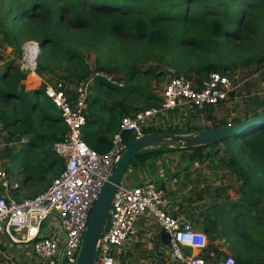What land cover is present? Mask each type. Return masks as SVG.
Segmentation results:
<instances>
[{"label":"trees","instance_id":"trees-1","mask_svg":"<svg viewBox=\"0 0 264 264\" xmlns=\"http://www.w3.org/2000/svg\"><path fill=\"white\" fill-rule=\"evenodd\" d=\"M263 22L264 0H0V42L14 48L19 58L26 42H38L41 49L39 75L49 69L47 62L56 60L72 76L82 80L91 74L85 58L87 53L95 54L98 61L101 54L106 55L109 51L115 55L124 53L133 57L131 62L124 63L126 73L122 86L102 76H94L98 91L106 89L114 93L112 98H108L112 102L109 104L102 101L99 92L86 115L84 139L91 148L101 153L111 146L108 136L120 129L121 120L117 122V116L123 117L137 111H133L132 106L133 100L142 95L140 76L156 77L155 69L143 70L139 62L152 61L163 66L178 67L177 76L192 72L203 78H207L211 72L226 75L235 64L222 62L221 58L225 57L223 49L230 44H240L245 52L254 50L252 44L258 42ZM191 59H195L196 63ZM249 63L242 62L243 65ZM107 67L102 65L98 69L109 70ZM29 77L20 71L17 59L0 74V98L7 106L6 110L0 107V119L10 131L17 127L11 131V136L17 133L31 134L27 143L29 151L34 147L38 151L45 144L43 140L48 139L54 144L62 139L67 127L59 109L45 97L46 84H39L40 80L36 78L28 89L27 82H31ZM146 95V108L160 104L161 99L151 91ZM41 96L48 100L44 107L40 105ZM120 96H123L122 102L119 101ZM259 106L254 98L251 114L246 118L234 119L231 123L249 120L263 113L264 106L261 112ZM225 124L223 122L213 127ZM197 130L201 129L194 131ZM167 132L186 134L193 131L169 129ZM124 137L127 142L134 138L131 133H125ZM22 138L19 137L20 140ZM231 141L240 146L236 158L229 161L231 167H237L233 168L236 175L264 176V126L224 142ZM52 146H49L51 150ZM209 147L150 149L136 155L130 166L146 163L158 151L189 152L192 161L203 162L209 157V153H205ZM42 149L49 148L44 146ZM39 155L38 152L37 157ZM60 162L62 160L49 150L44 157L42 171L44 166L47 173L53 171ZM28 168L32 169L30 164ZM243 184L255 186V183ZM248 193L247 198L251 199L253 194ZM252 200L249 205L261 206V201ZM259 217H254L256 225ZM261 224H264V220ZM212 232V236L217 238L214 229ZM247 252H238L236 264H244L242 262Z\"/></svg>","mask_w":264,"mask_h":264},{"label":"built area","instance_id":"built-area-1","mask_svg":"<svg viewBox=\"0 0 264 264\" xmlns=\"http://www.w3.org/2000/svg\"><path fill=\"white\" fill-rule=\"evenodd\" d=\"M30 49L35 50L33 57ZM22 50L21 58L17 59L20 71L40 80L37 72L40 44L29 41ZM89 82L79 80L74 88L63 80L45 83V97L59 109L67 127L66 135L52 146V152L62 160L64 168L45 192L32 198L15 197L11 189L19 186L10 185V174L0 166V235H6L14 243L28 244L45 264H76L92 208L130 145L125 133H131L136 139L148 131L167 132L174 129L177 116L189 119L207 107L226 104L242 87L220 72H211L197 84L187 76H175L163 89L158 106L122 117L119 131L110 138V148L101 153L84 139ZM2 142L0 150L8 145L27 143V140L22 138L14 144L13 141ZM168 209L166 191L155 183L136 186L122 183L98 242L94 264H117L128 242L135 238L136 224L144 215L153 218L158 227L169 234L168 252L178 264H236L231 256L211 262L198 254L207 247L206 233L187 221L174 218ZM13 230L21 232L23 237H16Z\"/></svg>","mask_w":264,"mask_h":264},{"label":"rangeland","instance_id":"rangeland-1","mask_svg":"<svg viewBox=\"0 0 264 264\" xmlns=\"http://www.w3.org/2000/svg\"><path fill=\"white\" fill-rule=\"evenodd\" d=\"M260 38L258 39V42L253 43L252 47L254 50L245 52L242 50V45L237 44L234 45L230 44L226 46L223 49V53L225 55L224 58H221L222 62H234L235 66L231 67L228 70V76H230L235 83L242 84V87L235 93L230 100L226 104H222L219 106H216L212 108L213 106L205 108L201 113H198L196 115L191 116L189 119L184 118L182 116H177L176 118V125L174 129H181L183 132L186 131H194L195 129H207L209 125H212L215 123L217 125L225 122H232L234 119H242L246 118L251 114V112L254 109V98L257 99V101L262 103L264 101V22L261 25L260 29ZM259 36V35H258ZM1 38V37H0ZM230 46V47H229ZM23 47V46H22ZM22 49V48H21ZM32 50V49H31ZM32 52L35 54V51ZM20 57L19 53L14 50V48L2 45V42H0V74L8 67V65L15 59H18ZM112 59H110V58ZM86 61L90 65L91 74L85 78L88 79L89 82V110L91 103L95 100L96 96L99 94L101 95L102 101L104 103L111 104L112 102L108 100V98H112L114 93L112 91H108L106 89H98L95 87L94 82V76H102L105 79H107L109 82L119 84L122 86L125 80V73H126V67L124 63H129L133 60V57L128 56L127 54L121 53L115 55L114 53H111L110 51L107 52L106 55L101 54L100 60H97V56L95 54H86L85 55ZM213 60L216 61L215 55L212 56ZM193 63H196L195 59L190 60ZM244 61H250L248 65H243L242 62ZM143 70L153 68L156 72V77H147L145 74H142L140 76V88L142 91V95L137 96L132 106L133 111L140 110L141 108H146L148 105L146 104V94L150 91L158 96L159 98L162 95L163 89L165 88L168 81L177 76L176 70L178 67H170V66H163L161 64H158L157 62H145V63H138ZM102 65H107L109 70H103L98 69ZM47 66L49 69H47L45 72L40 73V83L42 84H53L57 82L58 80H63L68 83L70 88H74L76 83L79 81V78L76 76H72L70 72L65 69L63 66H60V64L53 60L52 62H47ZM123 67V68H122ZM145 72V71H144ZM181 75H185L182 73ZM188 75V76H187ZM185 76L190 78L194 83H201L205 78L202 76H198L196 73H189ZM29 81L27 82L28 89L32 87L34 83V79L29 77ZM2 83L0 82V86ZM119 101H123V96L119 97ZM153 102V101H152ZM48 104V100L41 96L40 98V105L46 106ZM0 107L2 109L6 110L7 106L3 103V101L0 98ZM259 108L260 110L263 109L262 105L260 104ZM121 117L119 115L117 116L116 121L120 123ZM7 119H9L8 116H6ZM105 127V126H104ZM212 127V126H211ZM16 128L11 129L16 130ZM52 130V129H51ZM10 129L5 127V123L3 120L0 119V141L7 142V144L11 141H13V144L15 141L20 140L19 137H24L27 140V143L30 141L31 134L21 135L17 133L15 136H11ZM151 131H148L150 133ZM10 136V137H9ZM112 135L108 136V139L111 138ZM14 138V139H13ZM134 140V138H131L130 143ZM45 143L41 149H38V152L40 153L39 157L37 159L32 160L29 158L31 154L28 153L30 150L27 146V143L25 145L21 144L14 145L11 147V145H8L6 148H3L0 150V156L1 157H7V154L10 158V162H7V160L3 159L0 161H4L6 164H9L10 167H16L14 171L18 173L20 169H24V171L29 175V172L34 169V167H39V165L42 163V159L47 154L48 151H51V147L49 143L50 140L45 139L43 140ZM53 144V143H51ZM46 146V148H49L48 150L42 149ZM6 149H11L10 151L6 152ZM240 150L239 143L231 141L230 143H220L216 146H210L205 152L209 153V157L205 159L202 162L199 161H193L196 163L193 167L194 173L196 176H237L236 172L233 171V168L237 167H231L230 159L235 157ZM13 151L16 152V155H12ZM35 151V150H34ZM160 152V151H158ZM154 153L153 156H159L160 153ZM167 152H174V151H167ZM183 152V151H182ZM187 153V152H186ZM189 154V153H187ZM236 154V155H235ZM14 156V157H13ZM246 156V155H245ZM172 162V161H170ZM30 166L33 169H29L28 166ZM172 164H170L171 166ZM164 166V164H163ZM169 166L170 172H172V169ZM64 168L63 162L59 163L52 172V176H58L57 174L60 173ZM165 173L167 171V168L164 166ZM140 174V171L135 173L133 176H138ZM172 175L171 173L169 174ZM45 175L40 174V176L35 179L34 182L36 184H41L43 181H45ZM240 182L246 183V184H254L255 186L245 185L247 187H242V191L244 192L245 199L243 200V203H246L249 206L250 201L252 198H254V201H261V206H258V209H261V212L257 211L255 214H251L252 217L255 216L259 217V221L257 223V226L263 225L261 224L264 220V176H239ZM47 182V181H46ZM49 183V182H48ZM123 185L128 186L129 180L125 179L123 180ZM22 190L24 191V187L22 186ZM248 191L253 194V197L251 199L247 198ZM250 195V194H249ZM27 198V197H25ZM253 201V200H252ZM251 217V218H252ZM263 219V220H262ZM254 225H256L255 221ZM264 226H262V229H257L255 236H257L256 241L257 244L251 246L248 245L245 247V251L247 252L249 256H252L257 262L261 261V264H264ZM44 232H47V229L44 230ZM13 233L15 235H18L16 230H13ZM219 237V236H217ZM220 238V237H219ZM214 236L210 237V244L209 250H212L213 247L217 248V242ZM229 253L235 257V247H238L240 251L244 249V246H227ZM31 250V249H30ZM21 253H18L16 250H8L6 252V257L3 255L0 259V264H31L34 260H28L24 262V260L20 257L21 255H18ZM251 258V257H250ZM261 259V260H260ZM36 262V261H35ZM117 264H176L172 261V259L169 257L167 252L160 248L159 242L157 238H154V235L151 234L147 241L140 243L138 246H136L133 250H124L120 257L117 260Z\"/></svg>","mask_w":264,"mask_h":264},{"label":"crops","instance_id":"crops-1","mask_svg":"<svg viewBox=\"0 0 264 264\" xmlns=\"http://www.w3.org/2000/svg\"><path fill=\"white\" fill-rule=\"evenodd\" d=\"M260 104L263 107L264 101ZM258 108L261 107L259 106ZM261 110L259 109V112ZM214 125L217 124L214 123L212 125L211 122V125L207 128H212ZM25 144L22 143L20 147ZM10 150L6 149V152ZM34 150L28 152L31 154L29 157L31 161L37 159L36 155L38 151ZM187 153L184 151H163L159 156L151 157L144 164H137L135 167L130 166L125 175V179L129 180V186L151 182L163 188L166 191L169 201V213L174 218L187 221L195 229L202 230L206 233L208 237L207 247L205 250L198 252V254L209 261L217 262L230 256L234 258L229 253L227 246H244V249L241 251L237 249L238 247H235L237 257L234 260L236 262L238 252L244 253L246 246L257 244V236H255L256 230L262 229L264 224L259 226L254 225L253 221L255 216L252 217L251 214H255L258 208L243 203L245 198L242 187L247 186L238 180L239 176H196L193 169L196 163L192 161ZM12 155L15 156L16 152L13 151ZM10 158L8 154L7 157L0 156V160L5 159L7 162H10ZM41 159L42 163L39 167L32 168L33 170L29 172V175H27L24 169H20L16 173L14 171L16 167L12 168L4 161H0L1 168L10 174V185L17 184L19 186L16 190L11 189L15 197L20 199L38 196L45 192L57 177L52 176L51 171L47 173L45 166L44 171H42L44 158ZM163 164L167 168L166 173ZM170 164L172 165L170 166ZM169 166L172 172H170ZM138 170L140 174L133 176ZM170 173L172 174L171 176L169 175ZM40 174L46 176L45 181L37 185L34 181ZM22 186L25 189L24 191L22 190ZM212 229L215 230V235L220 238L217 237L218 239H216L217 248L213 247L212 250H209V246L212 244L210 242V236L214 235ZM16 232L18 235L13 233L16 237H23L21 232L17 230ZM162 232L153 218L144 215L139 218L136 224L135 238L128 242L124 250H133L140 243L147 241L148 237L153 234L154 238H157L160 248L164 249L172 259L168 252V246L164 245L161 240ZM10 249L21 253L18 255H21L20 257L24 262L35 259L31 264H45L35 256L31 246L28 244L14 243L6 235H0V259L2 258L1 255L6 257V252ZM245 257L247 259H243L242 263L244 264H261V262H257V260L248 254ZM172 261L175 262L173 259ZM175 263L178 264L177 262Z\"/></svg>","mask_w":264,"mask_h":264},{"label":"water","instance_id":"water-1","mask_svg":"<svg viewBox=\"0 0 264 264\" xmlns=\"http://www.w3.org/2000/svg\"><path fill=\"white\" fill-rule=\"evenodd\" d=\"M262 126H264V112L249 120L228 123L186 134L162 131L147 133L134 139L116 164L109 180L105 183L98 200L92 208L88 228L76 264L95 263L97 258V245L102 234L105 232L113 199L119 187L122 185L131 161L136 155L150 149H193L201 146H212L228 139H234L240 135L250 133ZM161 240L164 245L168 246L170 243L169 234L163 231L161 233Z\"/></svg>","mask_w":264,"mask_h":264},{"label":"bare ground","instance_id":"bare-ground-1","mask_svg":"<svg viewBox=\"0 0 264 264\" xmlns=\"http://www.w3.org/2000/svg\"><path fill=\"white\" fill-rule=\"evenodd\" d=\"M31 50V49H30ZM31 51H35L34 49H32ZM34 55V54H33Z\"/></svg>","mask_w":264,"mask_h":264}]
</instances>
